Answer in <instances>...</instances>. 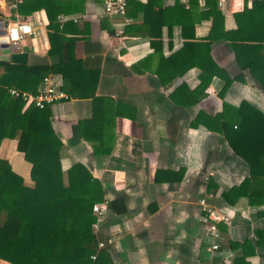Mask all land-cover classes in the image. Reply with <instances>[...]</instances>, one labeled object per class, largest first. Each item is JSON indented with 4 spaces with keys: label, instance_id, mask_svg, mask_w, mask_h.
<instances>
[{
    "label": "crops",
    "instance_id": "0c3cea01",
    "mask_svg": "<svg viewBox=\"0 0 264 264\" xmlns=\"http://www.w3.org/2000/svg\"><path fill=\"white\" fill-rule=\"evenodd\" d=\"M75 1L73 10L57 16L60 24L73 23L66 27L65 37L72 40L66 52L84 71H97L94 96L113 99L122 112L115 118L111 152L95 155L91 143L79 134V122L89 119L97 108L92 85L78 88L90 95L70 96L50 107L52 127L63 143L62 170L83 163L101 181L105 200L122 197L127 207L124 213H116L106 204L96 228L109 240L96 264H264V235L260 245L255 235L264 229V218L257 214L264 205L252 207L244 196L230 204L221 197L225 189L248 176V166L221 134L202 124L191 126L199 111L214 115L223 103L238 106L245 100L264 112V90L237 64L229 43L215 40L211 57L232 82L220 96L224 80L213 76L200 100L189 102L190 91L199 84L200 70L189 66L190 57L169 60L183 46L181 26L174 23L172 14L166 12L160 18L155 14L159 8H171L174 0H128L125 17L106 16L103 0ZM198 2L204 9L203 0ZM243 6L238 0L218 6L224 30L236 28L233 13ZM16 15L31 21L34 29L33 35L19 43V49L27 52L26 62H59L58 56L48 55L45 10L21 13L9 8L7 0H0V28ZM60 16L65 19L60 21ZM159 25L161 36L152 37L149 30L157 32ZM211 26V18L196 23L195 40L204 41ZM0 61H11L1 47ZM55 75L63 89V78ZM181 84L183 89L175 91ZM16 145V139H2L0 158L7 159L12 170L31 186L30 163ZM181 170L183 175L177 180ZM157 171L175 175L170 181L161 174L157 182ZM202 198L230 215L228 222L217 223L219 246L212 253L207 250L212 238L198 203ZM0 264L11 263L0 259Z\"/></svg>",
    "mask_w": 264,
    "mask_h": 264
},
{
    "label": "trees",
    "instance_id": "16d2710c",
    "mask_svg": "<svg viewBox=\"0 0 264 264\" xmlns=\"http://www.w3.org/2000/svg\"><path fill=\"white\" fill-rule=\"evenodd\" d=\"M73 2L76 3L75 0H23L17 7L21 13L39 8L45 10L50 44L48 55L58 56L59 62L0 61L3 70L0 73V143L4 138L17 140V150L30 163L32 181L31 186L26 185L8 160L0 158V259L11 264H90V255L96 253L98 256L102 250H98V243L106 244L109 240L94 227L97 216L93 206L106 201L101 181L80 162L73 163L65 172L62 170L60 150L63 143L51 124V106L38 108L31 104L25 107L21 98L8 92L9 87H15L36 94L43 77L50 73L63 78V90L68 97L90 95L78 88L92 85L91 96L97 108L95 106L89 119L79 122V134L91 143L95 155L111 152L115 118L122 112L113 99L94 96L97 71H84L79 61L66 52L70 40L65 37L66 27L73 23L60 24L57 16L73 10ZM203 4L205 8L201 9L198 0H189L186 8L176 0L171 8H159L155 13L159 18L165 17L166 12L172 14L174 23L181 26L183 46L169 60L190 57L192 65L189 66L200 70L199 84L190 91L189 102L200 100L213 76L224 80L220 96L232 82L211 57V42L215 40L229 43L237 64L264 90V0L253 2L251 7L244 2L243 8L233 13L236 23L233 30L223 29L224 19L217 0H203ZM149 15L145 13L146 17ZM208 18L212 19L210 34L204 41L197 42L194 25ZM157 30H149L150 35L160 37V25ZM160 81L163 82L162 77ZM60 87L62 89V85ZM181 89L182 84L175 91ZM199 124L210 132L221 134L233 153L248 166V176L225 189L222 199L232 204L244 196L250 206L261 208L264 205V112L245 100L238 106L223 103L222 110L214 115L199 111L191 126ZM161 174L168 175L167 180L171 181L175 172L157 171L155 181L158 182ZM182 175L183 170L176 179L180 180ZM106 202L116 213L127 210L122 197ZM257 214L264 218L263 209ZM255 235L260 245L264 229L255 231Z\"/></svg>",
    "mask_w": 264,
    "mask_h": 264
},
{
    "label": "built area",
    "instance_id": "2783aa9c",
    "mask_svg": "<svg viewBox=\"0 0 264 264\" xmlns=\"http://www.w3.org/2000/svg\"><path fill=\"white\" fill-rule=\"evenodd\" d=\"M8 6L11 9L16 10L18 5L22 2V0H7ZM128 0H103L102 2V9L103 13L108 17L114 16H121L125 17L126 7H127ZM176 1V0H174ZM184 7L189 6V0H178ZM241 2H246L247 5H251L255 1H262V0H238ZM227 0H217V5L222 6ZM60 21H63L65 18L63 16L58 17ZM76 20V18H73ZM5 35L4 38L6 41L11 45L19 46L27 36H31L34 34V29L31 24V21L20 19L16 15L14 20L7 21V25L5 27ZM61 83L59 79L56 78V75L53 73L47 74L42 79V85L38 93L33 94L28 91L19 90L15 87H9L8 92L13 97H19L23 100L24 106L27 107L31 104L38 108H45L46 106H52L56 102L60 100L68 99V95L65 93L63 89L60 87ZM199 206L201 211H203L204 219L207 222L206 229L207 233L211 236L212 242L207 250L212 253L215 249L218 248V243L216 242L219 239V231L217 228V223L220 221L228 222L230 219V215L228 212L221 211L210 207L206 202L205 199L202 198L199 200ZM107 202L103 201L97 203L93 206V210L97 216L96 223L94 227H96L103 210L105 209ZM104 243H98V250L104 247ZM97 258V254L90 255V264H95ZM216 264H222L218 262Z\"/></svg>",
    "mask_w": 264,
    "mask_h": 264
},
{
    "label": "water",
    "instance_id": "95a60500",
    "mask_svg": "<svg viewBox=\"0 0 264 264\" xmlns=\"http://www.w3.org/2000/svg\"><path fill=\"white\" fill-rule=\"evenodd\" d=\"M7 25V21H4V23L1 24L0 28V47L4 49L5 53H8L10 56L11 62L14 63H25L27 60V52L21 51L19 49V46L17 45H11L9 44L6 39L4 38V35L6 33L5 27Z\"/></svg>",
    "mask_w": 264,
    "mask_h": 264
}]
</instances>
